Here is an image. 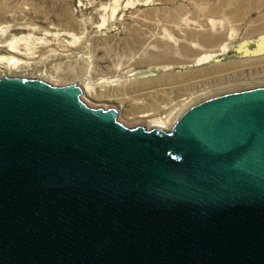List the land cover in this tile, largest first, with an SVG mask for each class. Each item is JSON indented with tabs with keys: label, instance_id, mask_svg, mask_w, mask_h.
Wrapping results in <instances>:
<instances>
[{
	"label": "water",
	"instance_id": "95a60500",
	"mask_svg": "<svg viewBox=\"0 0 264 264\" xmlns=\"http://www.w3.org/2000/svg\"><path fill=\"white\" fill-rule=\"evenodd\" d=\"M235 53L264 55V33ZM81 94L0 78V264H264V86L170 130Z\"/></svg>",
	"mask_w": 264,
	"mask_h": 264
},
{
	"label": "rangeland",
	"instance_id": "374dc122",
	"mask_svg": "<svg viewBox=\"0 0 264 264\" xmlns=\"http://www.w3.org/2000/svg\"><path fill=\"white\" fill-rule=\"evenodd\" d=\"M262 33L264 0H0V57L53 78L17 76L82 89L85 82L90 94L81 100L117 108L129 128L170 130L200 101L264 86V55L235 53ZM213 51L224 58H204Z\"/></svg>",
	"mask_w": 264,
	"mask_h": 264
},
{
	"label": "bare ground",
	"instance_id": "6f19581e",
	"mask_svg": "<svg viewBox=\"0 0 264 264\" xmlns=\"http://www.w3.org/2000/svg\"><path fill=\"white\" fill-rule=\"evenodd\" d=\"M224 46H225V44H224ZM192 47H194V46H192ZM223 48H222V46H220L219 50L221 51ZM219 50H217V51H219ZM217 51H215V52L213 51L211 53L206 54L204 56V58L209 59V58L215 57L218 54ZM4 62H7V64H5ZM32 64L33 63L23 62V61H21L20 58H17V57H14V56H11V57H6V56L3 57L2 56V57H0V67L3 68L4 70L0 71V78L5 77V76H17V75H20V74H23V73L27 74V72L28 73L34 72V73L39 74V75H41V76H43L45 78H53V75H51L49 72H47L45 70H40L42 68L39 69L38 65H37L38 68H36L35 67L36 64L34 66ZM84 80H83V82H84ZM86 80H87V78H86ZM88 87L86 86V83L84 82L83 83V90L85 91V94H90V90H89L90 87L89 88ZM149 116H150V114L141 115V117H144V118L147 119L146 122L151 124L152 121L148 119ZM153 121H155V120H153ZM161 122H163L162 119H161ZM152 125L156 126V127H159V128H165L161 124H159V125L158 124H152Z\"/></svg>",
	"mask_w": 264,
	"mask_h": 264
}]
</instances>
